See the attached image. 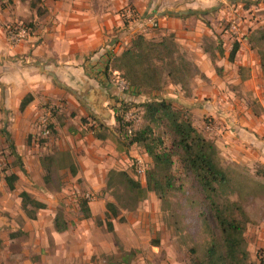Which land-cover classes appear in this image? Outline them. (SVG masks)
Segmentation results:
<instances>
[{
    "label": "rangeland",
    "instance_id": "1",
    "mask_svg": "<svg viewBox=\"0 0 264 264\" xmlns=\"http://www.w3.org/2000/svg\"><path fill=\"white\" fill-rule=\"evenodd\" d=\"M229 1H226L227 6L219 4L229 9L218 22L222 28L221 34L225 32L227 36L226 40L218 38L204 42L206 49H212L213 46L222 49L226 41L230 51L233 43L239 40L238 59L235 58L229 65L226 75L223 68L214 67L217 78L207 79L194 65L192 58L189 55L187 57L180 49L185 59L197 69L189 83L177 86L168 82L161 91L138 94L125 88L118 74L109 68L105 73L110 99L106 108L107 111H112L113 119V107H119L121 103L131 104V109L124 114V121L133 128H138L143 123L139 105L155 99L170 101L176 110L189 118L193 126L214 143L221 166L237 173L239 179H249V189L245 193L250 195L246 198L245 209L251 222L244 235L248 264H264V164L249 150L252 135L264 141V135L256 134L250 124L253 118L264 116V70L260 66L258 53L251 50L246 41L250 33L264 27V0ZM45 2L46 0L36 2V5L44 9ZM125 9H130L135 18L137 15L132 6L120 9L119 13L123 24L126 22V27L131 19L125 17ZM42 22L43 18L35 17L33 11L31 18L23 20L24 24L31 25L35 31ZM150 22L131 34L129 41L137 34L159 40L160 38L151 36L152 33H157L158 26L151 27ZM129 41L114 43L115 52L112 51L113 54L109 56V67L112 57L127 47ZM244 61V66L237 64ZM65 108L68 109L67 112L62 111ZM41 110L40 116L33 123V130H18L15 133V154L11 153L4 137L0 135V207L21 208L18 195L27 188H32L36 192V195L30 194L32 198L46 203V207H54L49 214V217H53V224L56 217L68 224L70 219L84 220L79 205L81 201H87L91 218L86 221H90L104 233L113 235L116 229L128 238V243L120 247L124 259L118 264H191V249L196 251L195 257H200L208 231L212 229L218 235L207 201L193 177L181 168L178 156H173L171 174L174 186L166 197L160 199L155 193L146 192L144 198L139 197L137 200L125 191L119 177L111 179V187L106 185L109 171L114 170L126 172L144 188L145 173L152 167L151 160L141 148L133 146L126 150L120 145L114 120L109 125L106 116L88 113L78 115L77 110L62 106L58 98L45 101ZM240 119L244 120V124H238ZM234 123L239 125L238 130ZM56 125L59 130L55 129ZM44 130L48 133H44ZM155 133L163 137L166 146H170L169 135L163 129H155ZM98 135L104 139H96ZM239 136L243 141L241 146L234 141ZM83 146L89 150L82 149ZM90 157L106 162V167H103L106 176L103 181L94 184L95 188L82 178L71 180L69 172L64 168L67 162L72 161L71 166H75L76 159L89 160ZM42 164L50 168L47 182L44 180L46 173ZM138 166L143 170V175L137 172ZM12 173L18 176V180L14 184L15 189L9 191L4 178ZM257 183L259 187H256ZM87 195L89 199L86 198ZM231 200H236V197L232 196ZM108 203L114 204L117 209V216L110 220L113 232H109L106 227ZM41 212L43 211H37L36 214ZM24 215L26 216L25 213ZM99 221L102 222L101 226L96 224ZM9 235L11 238H18L22 233L14 232Z\"/></svg>",
    "mask_w": 264,
    "mask_h": 264
},
{
    "label": "crops",
    "instance_id": "2",
    "mask_svg": "<svg viewBox=\"0 0 264 264\" xmlns=\"http://www.w3.org/2000/svg\"><path fill=\"white\" fill-rule=\"evenodd\" d=\"M30 1L0 0V135L5 134L15 148V133L31 130L43 103L50 99H60L62 106L77 110L78 115L106 116L112 125V111L106 108L110 101L105 76L109 56L115 52V42L128 43L131 34L150 21L158 26L157 33H152L154 37L174 34L179 48L192 58L199 71L207 79L217 78L204 42L226 40L218 22L229 9L219 4L226 5L229 0H46L47 14L39 29L23 43L11 47L5 40V28L31 18ZM125 6L134 7L137 15L126 27L119 13ZM226 44L224 41L221 56L215 52V65L224 69V75L231 66ZM237 64L246 65L245 61ZM28 94L32 101L19 111L21 100ZM243 121L240 119L238 124H244ZM238 124L234 123L237 130ZM250 124L256 134L264 135V116L253 118ZM55 129L59 130L58 125ZM252 137L249 150L264 164V141L255 135ZM234 141L240 146L243 144L241 136ZM101 161L92 157L76 159V175L68 173L69 178H82L95 188L94 184L106 176L103 169L106 162ZM71 164L72 161L65 164V171L69 172ZM25 192L36 195L32 188ZM52 208L46 207L35 219H29L20 207H0V264H118L123 261L120 247L128 243V238L122 233L116 229L113 235L104 233L90 221L72 219L68 220L66 230L57 232L53 217H49ZM14 232H21L22 236L11 238L9 234Z\"/></svg>",
    "mask_w": 264,
    "mask_h": 264
},
{
    "label": "trees",
    "instance_id": "3",
    "mask_svg": "<svg viewBox=\"0 0 264 264\" xmlns=\"http://www.w3.org/2000/svg\"><path fill=\"white\" fill-rule=\"evenodd\" d=\"M42 1H30L29 4L35 17L40 19L47 14L46 8L42 9L36 5V2ZM134 17L135 14L132 13L130 19L133 20ZM25 26L29 35L35 31L31 25ZM152 38L144 34L134 35L128 46L112 57L110 67L107 65L105 72L110 68L118 74L126 88L138 94L161 91L168 82L172 85L186 86L195 76L197 69L181 53L174 34H165L159 40ZM246 41L250 49L258 53L260 66L264 70V27L250 33ZM239 48L240 42L237 40L228 54L230 63L234 62ZM205 51L210 53V61L217 69L215 52L221 56L223 50L219 46H213L212 49L205 48ZM31 101V95H26L20 102L19 111H23ZM139 107L142 110L143 123L138 128H133L124 121V114L131 109V104L121 103L119 107H113V114L115 132L120 145L126 150L133 146L139 147L151 160L152 167L144 176V188L126 172L114 170L109 171L106 185L111 187V179L119 177L125 191L137 200L139 197L144 198L146 192H153L160 199H164L174 186L171 170L173 156H178L181 168L193 177L207 201L218 234L216 235L212 229L208 231L200 257H195L196 251L191 249V264H248L244 235L247 225L251 222L245 209L246 198L250 195L245 193L249 189V179H239L237 173L223 168L214 143L207 140L193 126L190 119L176 110L170 101L155 99L143 102ZM155 129H163L169 135V147L166 146L163 137L155 133ZM2 135L5 136L11 153L15 154L13 142L5 134ZM96 139L103 140L104 137L98 135ZM44 160L47 161L46 158ZM42 165L46 173L44 180L47 182L50 173L49 163ZM76 172V167L70 166L69 173L75 176ZM17 180L18 176L14 173L5 176L4 181L9 191L15 189L14 184ZM258 184L256 187L260 186ZM232 196H235L236 200H231ZM18 197L21 200V209L29 219H35L37 211L46 209L44 203L32 198L25 191ZM79 206L83 219L89 220L91 213L88 202L81 201ZM106 209L108 211L105 215L106 227L109 232H113L110 220L117 216V209L112 203H108ZM96 224L101 226L102 222ZM54 228L57 232H62L67 229V224L56 217Z\"/></svg>",
    "mask_w": 264,
    "mask_h": 264
},
{
    "label": "built area",
    "instance_id": "4",
    "mask_svg": "<svg viewBox=\"0 0 264 264\" xmlns=\"http://www.w3.org/2000/svg\"><path fill=\"white\" fill-rule=\"evenodd\" d=\"M125 17L128 19L132 17V12L130 9L125 10ZM150 24H151L150 25L151 27H157V24L153 21H151ZM231 27L234 30V33L236 34L237 31L235 30V27L233 25ZM143 31L147 32L146 29H144ZM29 36H30L29 32L24 23L15 22L5 28V40L8 43V45L11 47H14V46H17L23 43L24 41L28 39ZM121 82H122V85L126 88L125 83L123 81ZM40 119L42 122V118ZM44 133H48V131L44 130ZM137 172L141 175H143L144 173L140 166H138ZM86 198L89 199V195H87Z\"/></svg>",
    "mask_w": 264,
    "mask_h": 264
}]
</instances>
